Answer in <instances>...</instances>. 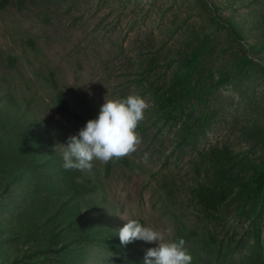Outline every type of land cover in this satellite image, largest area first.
Wrapping results in <instances>:
<instances>
[{
    "label": "rangeland",
    "instance_id": "obj_1",
    "mask_svg": "<svg viewBox=\"0 0 264 264\" xmlns=\"http://www.w3.org/2000/svg\"><path fill=\"white\" fill-rule=\"evenodd\" d=\"M2 1L0 77L8 74L20 93L34 97L42 115L57 111L60 88L75 110L93 118L106 95L139 94L150 105L135 152L111 160L109 172L93 161L115 216L112 228L120 230L126 217L163 230L166 240L183 238L191 264L264 257V245L254 244L255 208L241 212L235 200L251 164L264 159V68L260 57L244 62L249 46L222 21L221 13L233 9L217 11L212 0ZM207 35L213 45L197 73L198 92L168 118L162 97L179 91V62ZM63 121L72 134L86 125L78 117ZM139 242L145 252L158 246ZM87 254V264H143L102 244ZM36 257L11 264H70L54 254Z\"/></svg>",
    "mask_w": 264,
    "mask_h": 264
},
{
    "label": "trees",
    "instance_id": "obj_2",
    "mask_svg": "<svg viewBox=\"0 0 264 264\" xmlns=\"http://www.w3.org/2000/svg\"><path fill=\"white\" fill-rule=\"evenodd\" d=\"M212 2L217 11L233 9L220 12L222 21L249 46L244 62L250 66L255 62L252 55L260 57L258 63L264 68V0ZM237 3L245 10L231 5ZM212 45L207 35L179 62L174 79L179 91H169L161 100L168 118L178 117L182 104L198 92L197 73ZM56 105V112L42 115L34 97L20 93L8 74L0 77V263H15L26 255L39 261L38 254L49 259L54 254L64 263L87 264L89 248L102 244L144 264L146 252L139 240L123 245L119 229L112 228L115 216L107 207L105 181L97 164L91 171L62 167L60 144L73 135L63 118L78 117L86 124L93 117L75 110L63 88L56 92ZM111 166L110 161L105 163L106 172ZM235 200L241 212L255 208L252 230L260 249L264 245V159L251 164ZM12 234L18 241L6 242L3 237ZM244 264H264V257Z\"/></svg>",
    "mask_w": 264,
    "mask_h": 264
},
{
    "label": "clouds",
    "instance_id": "obj_3",
    "mask_svg": "<svg viewBox=\"0 0 264 264\" xmlns=\"http://www.w3.org/2000/svg\"><path fill=\"white\" fill-rule=\"evenodd\" d=\"M149 107L146 98L139 94L111 99L106 95L98 116L88 120L77 134L70 135L66 144H60L62 167L91 171L94 160L107 163L135 152L142 142L137 128ZM123 218L127 223L118 233L121 244L134 240L158 242V246L147 250L144 264H191L193 257L183 238L166 240L163 230L145 226L138 219Z\"/></svg>",
    "mask_w": 264,
    "mask_h": 264
}]
</instances>
